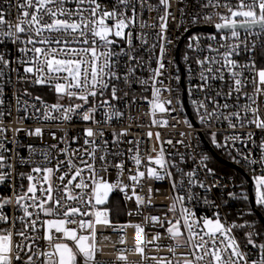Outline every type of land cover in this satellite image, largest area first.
Masks as SVG:
<instances>
[{
  "label": "snow or ice",
  "instance_id": "snow-or-ice-1",
  "mask_svg": "<svg viewBox=\"0 0 264 264\" xmlns=\"http://www.w3.org/2000/svg\"><path fill=\"white\" fill-rule=\"evenodd\" d=\"M176 2L178 5L189 4L193 9L210 10L194 12L190 16V24L203 21L215 31L207 36L206 47L201 46L199 35L189 37L187 47L197 55L193 58L185 53L184 59L186 62L194 59L198 67L195 72L198 83H191L194 69L189 63L187 92L189 97L195 92L204 93L203 99L191 100L201 126L211 128L213 124L221 127L226 124L230 130L223 135L222 141L217 139V132H212L211 140L217 148L225 150L230 159L243 163L252 173L255 206L264 209V66H257L258 53L264 60V0ZM171 8L172 0H158L156 4L149 3V0H0V45H14L19 53L13 61L7 58V51H0V106L4 105V83L12 82L11 76L5 80V70H8L17 74L18 82L47 87L55 94V103H48L39 95L33 97L27 89L23 95L35 103L22 102L20 96H16L17 111L21 110L23 103L25 113L31 108L33 116L45 122L67 123L75 118L99 126L119 120L123 113L115 102L121 98L118 95L120 83L129 88L133 83L145 86L151 83L153 99L148 102L153 115L157 110L161 113L175 111V108L166 107L173 103L171 99L161 100L162 91L171 93L174 89L156 87L163 84L157 78L166 68V45L172 42L166 36L169 17L173 15ZM161 9L163 14L157 17L158 25H149L141 19L144 11L159 12ZM179 11L185 15L184 7ZM213 17H218L219 22ZM137 26L140 29L159 28L155 41L147 48L148 33L134 34ZM134 39L140 42L139 46L133 43ZM157 48L159 54L155 55ZM142 49L149 52L148 61L138 54ZM154 55L157 66L151 68ZM13 63L19 67L11 68ZM141 69L149 71V79L137 76ZM174 79L179 83L178 75ZM124 95L128 93L124 92ZM176 100L183 110L179 97ZM3 115L4 112L0 111V117ZM98 115L101 119H97ZM153 123L167 126L168 122L153 120ZM184 123L193 129L186 118ZM250 128L254 130L243 131ZM257 130L261 133L259 138ZM3 131L0 127V132ZM43 134L40 127L28 131L29 136L42 138ZM126 135L127 130L114 131L111 144L115 151H110L109 141L100 127L95 130L85 128L83 146L77 148H72L71 144L79 139L78 136L69 141L50 132L56 143L41 151V163H35L31 158L20 160V163L34 166L30 172L18 174L21 181L27 180L26 189L20 183L18 189L13 186L12 195H0V264H108L97 259L102 252L97 242V226L112 227L113 231L120 233V243L124 244L122 232L127 225H113L109 209L100 206L108 202L110 193L116 189L124 191L127 185L120 180L110 183L101 173L116 168L122 175L124 161L113 163L108 156L123 155L118 146L121 137ZM152 135L148 133L149 138ZM97 136L99 143L95 139ZM155 136L159 141L160 134ZM179 142L183 143L182 140ZM61 143L66 146L60 147ZM0 149L8 151L2 142ZM29 151L35 149L29 145ZM131 158L138 168L135 175L129 176L135 186L146 175L145 171H139L142 159L138 147L136 155ZM8 159L0 152V185L12 176L11 171H3L13 167ZM207 160L206 155L202 156L201 165L214 174L208 168ZM148 162L159 166V170L146 167L148 178L172 179L170 167L180 175L179 181L172 180V189L177 191L179 187L187 195H176L169 208L175 213L179 204V215L174 220H161L156 216L146 219L164 229L166 238L171 241L168 251L174 257L177 249L185 251L174 260L149 256L146 246H141L138 241L134 251L141 257V264L149 260L155 264H264V229L247 220L229 222L227 214L221 215L220 205L208 198L207 193L213 187L223 185H207L196 178L195 170L184 172L175 163L166 161L163 148L154 158L148 156ZM194 187L204 189L205 195L201 197L193 192ZM229 195L244 201L249 199L245 192L239 197L234 193ZM201 199L215 209L211 216L197 215L194 202ZM136 200L138 205L143 202L139 196ZM13 205L9 215L7 209ZM133 227L144 231L140 225ZM236 229H247L242 239L237 238ZM160 239L161 234L157 232L149 241V245L156 242V251L162 247ZM40 241H44L45 246L42 247ZM126 251L120 249L117 257L124 264H127Z\"/></svg>",
  "mask_w": 264,
  "mask_h": 264
},
{
  "label": "built area",
  "instance_id": "built-area-1",
  "mask_svg": "<svg viewBox=\"0 0 264 264\" xmlns=\"http://www.w3.org/2000/svg\"><path fill=\"white\" fill-rule=\"evenodd\" d=\"M102 2H108V0H102ZM149 3L156 4L158 3V0H149ZM180 7H184V16H182L179 11ZM170 11L173 15L169 17L166 36L172 42L166 45L167 55L164 58L166 68L163 70V75L157 78L158 80H162L163 84H157L156 87L162 89L170 87L174 89L171 93L168 91H162L161 100L171 99L173 103L171 105H166V107L170 109L175 108V111L161 113L157 110L153 115L151 105L148 102L153 99L151 83L147 86L133 83L130 88L123 83H120L119 87L121 91L118 92V95L121 98L115 102L116 107L123 113V116L119 120L114 119L107 125L99 126L75 118L67 123L54 121L45 122L37 120L33 116V110L31 108L25 113L23 111V103L21 104V110L17 111L16 96H20L22 102L28 100L29 103H35L30 97L23 95L24 89H27L32 93L33 97L39 95L46 102L55 103V94L47 87L18 82L17 74L15 72L5 70V80H7L8 76H11L12 82L11 84L4 83V105L0 106V111L4 112L3 117H0V121H2L0 127H2L4 131L0 132V142L4 143L8 151L4 152L0 149V152H2L5 157L9 158L7 162L12 164L13 167L12 169L5 168L3 170L5 172L11 171L12 176L5 182V184L0 185V195H12L13 186L18 189L20 183L24 184L25 189L27 188V180L25 179L21 181L18 174L21 172H30L31 167H33L34 164L20 163V160L23 159L24 161H28L31 158L35 163H41L43 161V157L40 155L41 151L48 150V145L56 143V141L52 140L50 132H55L57 137H66L69 141H71L72 137L78 136L79 139L71 144L72 148H77L83 146L85 128L93 127L95 130L97 127H100L104 129L105 138L109 141L108 149L110 151H115L111 144V141L113 140L112 133L114 131L120 132L122 130H127V135L121 137V143L118 146L123 155L114 158L111 155L108 156V159L113 163H119L121 160L124 161L122 175L118 173L116 168H110L108 173H101V175L106 176L110 183H116L120 180L123 185H127L124 191L116 189L110 193L108 202L105 205L100 206L101 208L109 209V219L113 225H127L122 232L125 240L124 244L120 243V233L113 231L112 227L105 228L97 226V242L98 246L102 249V252L97 255V259L106 261L108 264H124V262L117 260V257L120 254V249H127L124 253L127 256V264H141V257L134 251L138 241L141 246H146V252L149 256L154 255L174 260L176 257H179L180 253L185 251L183 248L177 249L176 257H174L173 254L168 251L167 246L171 244V241L166 238L164 229L159 227V225L154 226V223L150 219H146L156 216L161 220H174L179 215L180 208L179 204H177V210L175 213L169 211L170 206L174 202V197L178 194L187 195L184 189L179 187L177 191H173L172 189V180H180V175L175 168H169V171L173 173L172 179L165 177L163 180H156L147 177V166L156 167L159 170V166L154 164L149 165L148 156L154 158L160 152L161 148L164 149L165 160L175 163L184 172L195 170L196 178L203 181L205 184L223 185V187H213L211 192L207 193V196L211 201H214L215 204L220 205L221 215L223 216L224 214H227L229 222L235 221L236 223H243L247 220L254 222L258 228L259 221L263 223L259 214L253 209L251 199L250 205L247 206L244 200L233 198L229 195L230 193H234L239 197L241 192H245L243 184L234 175L217 169L207 155L209 149L206 146L205 141H208L216 151L225 153L226 157L229 158L225 150L217 148L213 144L211 133L217 132V139L222 141L223 135L230 130L227 129L226 124L223 127L213 124L211 128L201 126L191 100L203 99L204 93L195 92L192 97H189L187 92L189 84L187 66L189 63L192 64L194 69L191 83H198V80L195 78V72H198V67L195 64L194 59L187 62L184 59L185 53H188V55L193 58L197 55L196 53L191 52L187 47L189 37L193 34L199 35L201 37V46L206 47L208 43L207 36L215 31L211 25L206 24L203 21L196 25L190 24V16L194 12H208L210 10H201L199 8L193 9L189 4L178 5L176 0H172V8ZM220 11L223 12L225 9H220ZM162 14L163 9L159 12L144 11L141 19L146 21L149 25L154 23L158 25L159 21L157 17ZM14 18L15 13L13 14V19ZM213 19L215 22H219L218 17H213ZM197 27L204 28L190 32ZM185 28L188 30L185 31ZM140 31L148 33V45L145 46V48H147L155 41V33L159 31V28L149 27L140 29L137 26L134 29V34L139 33ZM133 43L139 46L140 42L134 39ZM0 51H7V58L13 61L19 56L16 47L11 44L6 46L0 45ZM138 54L142 55L145 61H148V51L142 49ZM158 54L159 49L157 48L155 50V55ZM155 55L150 61L151 68L157 66ZM257 66H264V60L260 58L259 53L257 54ZM10 67L17 68L19 66L13 63ZM123 71L124 70L121 69V72ZM20 73L23 74L22 68H20ZM149 75L150 73L148 70L141 69L137 71V76L142 79H149ZM177 75L180 77L179 83L174 79ZM216 84L219 86V81H217ZM248 91H251V88H249ZM124 92H127L128 95L125 96ZM177 97H179V100L183 104V110H181L180 105L177 103ZM37 106L39 107L40 105L37 103ZM262 111H264V106H262ZM185 118L192 123L193 129H189L188 124L184 123ZM97 119H101V117L98 115ZM153 120H167L168 123L167 126H161L160 124H154ZM37 127L44 130L42 138L28 135V131L34 130ZM17 129H20L21 131H17ZM249 130L254 129L250 128L243 131ZM149 132L153 133L151 138L148 136ZM156 133L160 134L159 141L156 139ZM181 133H185L186 135L181 136ZM256 134L257 138L261 135L258 130ZM95 139L97 140V143L100 142L99 136L95 137ZM169 140L172 141L171 144L167 143ZM181 140L183 143L179 142ZM129 141L132 143H129ZM137 142L139 143L137 144ZM29 145L35 149L34 152L29 151ZM65 146L66 145L63 143L60 144V147ZM137 147L139 148V155L142 159L139 171H145L146 175L134 186V182L129 179V176L135 175L138 170L134 160L131 158L136 155ZM249 147H251V145H249ZM153 149H155V151H153ZM53 154L55 155L54 152ZM205 155L208 157L207 166L213 170L214 174H210L207 169L201 165V158ZM182 156L183 160L181 159ZM60 158L63 159V157ZM229 161L236 163L232 159ZM237 164L248 171L243 163ZM97 166H99V162L97 163ZM185 187H187L186 177ZM149 189H151V191H149ZM193 192L198 193L201 197L205 195L204 189L199 187H194ZM137 196L141 197L143 201L139 205L136 200ZM126 197H131V199H127ZM12 207H14V205L9 206L7 209L9 215L12 214ZM194 207L199 216H211L215 210L210 204H204L202 199L195 201ZM249 210H251L250 214ZM130 212L133 213V215H129ZM17 215H19V213H17ZM134 225H140L144 231H139L136 227H133ZM245 231H247V229L234 230L238 239L243 238ZM157 232L161 234L159 244L162 245V247L159 251L154 250L156 242L149 245V241L152 240ZM40 243L42 247L45 246L44 241H40ZM249 248H251V246H249ZM143 264H155V262L149 260L143 262Z\"/></svg>",
  "mask_w": 264,
  "mask_h": 264
},
{
  "label": "trees",
  "instance_id": "trees-1",
  "mask_svg": "<svg viewBox=\"0 0 264 264\" xmlns=\"http://www.w3.org/2000/svg\"><path fill=\"white\" fill-rule=\"evenodd\" d=\"M217 152H218L223 158H226V159L230 160L229 158L226 157L225 153H223V152H221V151H217ZM207 155H208L210 161L213 163V165H214L217 169H219V170H221V171H223V172H226V173H229V174L234 175V176H235V177H236V178H237V179L243 184V186H244V188H245V193H246L248 196H250V192H249V190H248V186H247V178H246L243 174H241L237 169H235V168H233V167H231V166H228V165H226V164L221 163L217 158L214 157V155L211 153V151H208V152H207ZM247 172H248L249 175L252 176V173H251V172H249V171H247ZM245 204H246L247 206L250 205V198L248 199V201H245ZM259 210H260V212L262 213V215L264 216V209H260V208H259ZM259 228L264 229V224H263L262 222H260V221H259Z\"/></svg>",
  "mask_w": 264,
  "mask_h": 264
},
{
  "label": "water",
  "instance_id": "water-1",
  "mask_svg": "<svg viewBox=\"0 0 264 264\" xmlns=\"http://www.w3.org/2000/svg\"><path fill=\"white\" fill-rule=\"evenodd\" d=\"M203 28L204 27H197L196 29H193L190 32L194 30L203 29ZM188 112H189V108H188ZM205 144L208 147L209 151H211V153L214 155V157L217 158L221 163L237 169L241 174H243L247 178L248 189L250 192L251 205L253 206L254 211L259 214L260 218L262 219L264 223V217L260 213L259 209L255 206V202H254L255 190H254V184L251 179V176L247 173V171L243 167L239 166L237 163L231 162L228 159L223 158L208 141H205Z\"/></svg>",
  "mask_w": 264,
  "mask_h": 264
}]
</instances>
